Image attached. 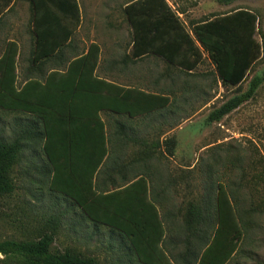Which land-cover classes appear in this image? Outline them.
<instances>
[{
  "label": "trees",
  "instance_id": "obj_1",
  "mask_svg": "<svg viewBox=\"0 0 264 264\" xmlns=\"http://www.w3.org/2000/svg\"><path fill=\"white\" fill-rule=\"evenodd\" d=\"M32 1L37 10L33 19V61L41 63L58 55L62 60L63 46L80 23L77 0H63L69 2L59 5L66 15L54 17L40 16L38 0ZM217 1L230 4L235 0ZM136 16L131 17L135 30L142 26L141 17ZM257 23L254 12L238 8L202 20L194 27L196 40L208 52L226 88H238L260 57L261 45L255 38ZM182 41L184 47L173 61L183 69L192 70L201 59L200 50L186 31ZM18 52L17 42L10 40L0 55V110L23 114L15 118L8 137L0 136V197L16 189L11 174L26 152L31 158L39 156L42 160L39 173L46 175L49 193L68 205L49 218L52 226L59 228L62 217L72 210L77 217L71 225L73 230L81 228L93 236L106 228L109 240L115 239L113 248L119 247L122 253L119 258L127 264H175L163 248L164 230L159 210L149 198L147 182L136 181L118 192L121 196L115 190L98 192L95 181L108 154L109 139L99 111L126 112L133 116L161 108L167 99L98 77L100 49L95 43L86 54L67 62L66 68H53L44 80L29 78L19 87ZM261 83L262 77H255L246 92L212 110L207 120L220 121L251 99ZM116 93L119 98H115ZM28 165L32 166V162ZM211 183L214 203H205L210 211L202 213L201 207L195 209L190 205L188 216L211 217L214 222L200 227L190 218L185 220L184 254L191 257L186 264H228L239 252L247 210L240 207L239 199L222 181ZM54 241L55 234L48 232L33 239L3 240L0 253L20 255L26 264H105L73 247L57 248Z\"/></svg>",
  "mask_w": 264,
  "mask_h": 264
},
{
  "label": "rangeland",
  "instance_id": "obj_2",
  "mask_svg": "<svg viewBox=\"0 0 264 264\" xmlns=\"http://www.w3.org/2000/svg\"><path fill=\"white\" fill-rule=\"evenodd\" d=\"M181 6L184 11H188L183 18L188 24L238 8L250 10L258 17L255 38L261 45L260 57L238 88L220 87L215 67L207 55L194 73L185 72L182 75L184 83H190L189 90L193 95L191 107L187 108L191 115L188 120L191 127L184 128L183 139L185 142L200 140L202 144L185 143L179 149L185 167V184H189L185 185V220L191 218L188 216L190 205L195 209L201 207L202 213L209 210L205 203L207 201L214 203L212 194L214 184L211 182L222 181L239 199L240 207L247 210L239 252L228 264H264V0H235L231 4H221L217 0H192L182 3ZM26 22L25 20L24 24ZM12 29V32L0 34V39L3 41L0 52L9 39H15L20 44L17 59L18 85L33 77L44 79L51 69L64 67L65 59L63 57L62 62L59 55L38 64L34 63L33 28L29 31L25 28L24 33H19L15 27ZM161 69V65L156 64V72ZM109 74L115 77V73ZM257 76L262 77V83L251 99L218 122L207 120L212 110L233 96L246 92L251 81ZM158 77L159 74H153L149 77L150 82L126 81L123 84L153 88L159 86V82L155 83ZM201 89L207 93L201 95ZM195 93H198L199 98ZM207 99L211 101L210 105L196 114L197 110L205 105ZM19 116L23 114L18 111L0 110V136L8 137L15 118ZM107 131L109 140L115 138V125L108 123ZM208 143L215 144L205 145ZM114 147L110 145L111 149ZM162 149L163 147L159 145L152 146L153 158L157 159L154 160V164L158 165V168L163 156ZM29 156L30 154L26 152L21 163L11 174L16 189L11 194L0 197V241H21L37 238L44 232L54 233V246L57 248L64 249L70 246L85 254L96 256L105 264H118L119 261L127 264V261L119 258L122 256L119 247L113 248L112 243L115 245V239L109 240L106 228H101L93 236L81 228L78 231L73 230L71 225L76 222L77 217L72 210L62 217L57 229L55 224L52 226V223L48 222L51 216L58 214L62 207L68 205L61 198L49 193L47 177L44 173H39L42 165L40 157ZM29 162H32V166L28 165ZM191 165L194 167L190 170L188 167ZM199 218L200 224L196 225L200 227L210 226L214 222V218L211 217L205 219L199 216ZM190 240L197 242V239ZM0 264L26 263L20 255L0 253Z\"/></svg>",
  "mask_w": 264,
  "mask_h": 264
},
{
  "label": "crops",
  "instance_id": "obj_3",
  "mask_svg": "<svg viewBox=\"0 0 264 264\" xmlns=\"http://www.w3.org/2000/svg\"><path fill=\"white\" fill-rule=\"evenodd\" d=\"M191 1L77 0L80 23L63 46L64 67L75 57L86 54L90 45L95 43L100 49L99 65L96 69L98 77L126 88L132 87L145 93H157L167 99L163 107L133 116L126 112H112L105 109L99 111L106 125L108 123L115 125V138L107 141L108 154L97 171L95 181L97 191L103 193L114 190L115 193L123 192L138 180L144 179L147 182L149 198L159 210L164 230L163 248L175 264H186L191 260V257L184 254L187 246L185 237L187 234L184 229V194L185 185L189 184H185V167L179 147L185 143L202 144L200 140L185 142L183 139L184 128L191 127L188 121L191 115L187 108L191 107L193 95L189 90L190 83H184L182 75L185 72L194 73L206 55L213 63L208 52L195 38L194 27L202 23V20L191 24L183 20L188 11H184L181 4ZM38 3L40 16L54 17L65 16L59 5L69 2L38 0ZM36 12L32 0H0V34L12 32L13 27L19 33H24L25 28L29 31L33 28ZM136 15L141 17L142 26L135 30L131 17L135 19ZM214 17L216 15L203 21ZM25 20L26 24H24ZM184 31L195 41L201 53L199 63L192 70L183 69L178 62L173 61L184 47L182 41ZM10 40L16 41L7 40L4 49ZM16 42L20 52V44ZM2 43L0 39V46ZM156 64L162 67L157 72ZM110 72L115 73V77L109 74ZM153 74H159L155 82H159L158 87L123 84L126 81L150 82L149 77ZM215 74L220 87L226 88L222 85L216 69ZM200 92L201 95L207 93L204 89ZM195 95L199 96L198 93ZM115 98H119L117 93ZM210 102L207 99L205 105L197 110L196 114L209 106ZM213 144L215 143L205 145ZM110 145L115 147L111 149ZM153 145L163 147L159 168L154 164V160L157 159L153 158ZM193 167L194 165H191L188 168L191 170ZM190 219L194 224H200L199 217Z\"/></svg>",
  "mask_w": 264,
  "mask_h": 264
}]
</instances>
